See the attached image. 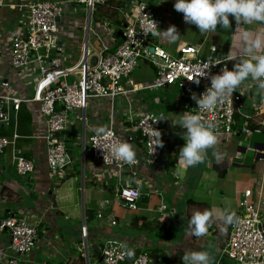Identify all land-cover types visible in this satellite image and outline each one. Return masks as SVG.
Wrapping results in <instances>:
<instances>
[{
    "label": "crops",
    "instance_id": "crops-1",
    "mask_svg": "<svg viewBox=\"0 0 264 264\" xmlns=\"http://www.w3.org/2000/svg\"><path fill=\"white\" fill-rule=\"evenodd\" d=\"M20 1L33 3L40 0H0V83L4 81L8 84V88L0 85V92L14 93L25 99L18 110H13L10 105L8 121L0 123V138L14 142L9 144L0 156V220L14 210L24 209V213L28 212L26 216L28 221L38 225L40 233L38 232L39 242L35 249L25 257H18L19 264H97L101 242L108 237L124 240L129 248L135 247L141 251L150 249V254L159 256L157 264H182V256L186 249L211 252L215 257V264H237L227 257L220 256L230 225L223 223L219 216L225 210L235 212L238 216L240 198L247 189L252 191L251 199L258 203L260 209L263 208L264 113H258L255 106L259 98L264 95L257 94L255 83L248 81L242 86L244 93L239 110L235 113L234 132L228 139H219L217 147L223 154L222 164H217L209 151V160L197 167L178 163V154L186 143L182 138L186 129L173 125L179 121L182 114L194 113L196 102L191 95L180 91L170 98L166 94L167 91L174 92L177 87L169 85L163 87L164 93L158 92L159 96L152 94L145 99L141 93L145 89H137L127 95H119L125 97L127 108L117 109L118 112L114 107L110 108L108 99L99 100L98 104L91 102L87 108V113L89 111L90 114V117L87 116V121L90 120L88 125L91 127L106 125L112 111L115 127L118 130L122 126L127 127L130 125V119L135 120L145 112L158 118L163 115L170 119L161 120L164 130V151L157 163L150 164L146 160L144 144L140 136L138 142L135 140L132 142L139 160V174L135 179L124 171L121 184H130L140 191L141 197L137 209L130 210L124 207L117 198L118 183L113 170L105 169V166L91 159L87 166L86 181L90 186H96L103 198L95 209L83 206L79 221V205L75 198V189H71L72 184L75 186L78 180L77 158L71 155L72 163L63 174L50 172L45 163L44 141L39 138L44 132V118L39 112V103L31 101L41 76L40 71L33 65L31 72L23 75L11 65L8 35L17 26V14L11 5ZM175 2L176 0L151 2L153 11L162 17L164 22L161 30H167L175 25L181 35L175 43H170L164 38H150V45H159L171 56H178L184 46H195L199 49L200 57L236 56L237 58L232 61L236 63L247 58L243 51L246 44L245 33L251 34L252 37L264 36V24H242L236 27L235 20L231 17V30L225 31L218 26L217 32L202 35L195 25L184 22L183 13L177 12L174 8ZM134 3L135 0H108L104 5H96L90 15L84 6H79L80 4L63 6V13L57 20L61 23L58 25L59 32L55 34V40L52 42L54 52L46 51L49 61H56L58 67L56 71L60 80L75 81L79 77L83 53L90 56L91 63L99 48V39L111 50L115 49L122 38L123 28L133 22L131 10L135 6ZM76 13L80 14V17L72 19ZM68 15H72L71 18ZM72 20H75L74 24ZM65 33L68 34L66 40L63 39ZM90 34L93 35L92 38ZM156 41L158 43H155ZM211 46L215 49L211 50ZM64 51H66L65 55ZM258 54H264V49ZM144 61L149 64L150 78L153 81L156 67L151 62ZM50 65H53V62H50ZM132 84L147 85L128 79L122 82L126 88ZM149 90L154 92L157 89ZM102 111H106L108 115H102ZM244 125L249 128V133L239 131ZM73 126H70L64 134L69 152H74L77 141V145L81 148L80 133L75 134L70 131ZM135 134L137 138L138 134ZM244 141H246L245 145ZM18 151L34 162V171L22 178L18 177L20 175L16 173L13 162V156ZM248 151L253 152L251 158L244 156L243 159H237ZM81 160L83 162L82 158ZM242 170L249 172L251 188L239 187L241 182L236 177L242 173ZM253 172L255 177H251ZM83 176L82 174V178ZM103 177L107 178L106 186L95 183ZM70 181V189H64L63 187ZM163 200L169 201V204H165ZM160 204H164L166 208L160 210ZM205 209H215L217 214L207 235L200 239L186 237L185 229L191 214ZM85 210L94 213L93 216H89L91 221L95 219L96 223L92 230L85 225ZM68 220L71 222L66 226L64 221ZM83 224L87 228L85 233L87 252L83 246ZM174 225L178 226V231L171 235L169 227ZM157 233H160L159 237L154 236ZM8 244L7 233H0V246L6 248ZM89 247L92 250L93 262L90 260ZM151 261L152 259L149 264ZM0 264H7V261L4 258L0 259Z\"/></svg>",
    "mask_w": 264,
    "mask_h": 264
},
{
    "label": "built area",
    "instance_id": "built-area-1",
    "mask_svg": "<svg viewBox=\"0 0 264 264\" xmlns=\"http://www.w3.org/2000/svg\"><path fill=\"white\" fill-rule=\"evenodd\" d=\"M152 1L135 0V6L131 10L133 22L123 28L121 42L114 50H111L99 39V48L95 53L96 63L91 65L90 56L83 53L79 77L71 83L58 78L56 61H49V55L43 50L53 42L51 35L55 36L59 32L57 19L63 13L64 5L83 4L90 15L96 5L105 4L106 0H61L59 2L40 0L33 3L20 1L11 5L17 14V26L8 35L11 65L23 75L31 72L32 66L35 65L41 74L31 101L39 103V112L44 118V132L39 138L44 141V159L47 168L50 172L63 174L72 163L64 136L65 131L74 125L70 118L71 113L82 128L80 142L82 159L86 140V148L89 149L91 158L113 170L118 183L116 196L121 204L130 210L137 209L141 193L130 184H121V177L126 171L129 176L136 179L139 174V160L137 158L138 163L134 166L113 161L109 151L110 145L121 141L132 144L137 133L143 140L146 160L150 164H155L164 151V146L157 147L156 129L161 132L162 140L164 134L161 121L154 122L158 117L145 112L135 120L130 119V125L122 126L118 130L115 127L112 111L106 125L91 127L87 126L88 105L94 99L102 98L110 100L111 108L113 99L119 95H127L137 89H158L169 85L177 87L183 94L192 96L196 93L199 97L211 86L209 77H199L203 74L205 67L211 63L223 61L224 63L215 65L210 70L211 75L220 74L225 66L232 70L235 65L232 61L237 58L236 56L200 57L199 49L195 46L182 47L179 55L174 57L159 45H150L152 36H145L141 28L146 27L152 20L160 29L164 26L162 18L152 9ZM150 47H153L152 53L149 51ZM210 49L214 50L215 47L211 46ZM141 59L155 65V79L147 85L132 84L129 88L124 87L121 80L128 79ZM50 62H53V65H50ZM205 71L208 72L207 69ZM197 77L200 79V90L195 91L196 83L188 79ZM0 85L8 88V84L4 81H1ZM243 93L244 87L239 88L230 102L218 105L212 112L202 114L203 119L213 121L218 126V139H228L233 134L234 117L239 110ZM24 100L14 93L0 92V123L8 121L10 105L13 110H18ZM196 107L194 113L198 112ZM255 110L258 113H264V97L259 98ZM86 129L87 137H85ZM98 129H104L106 135L98 134ZM239 131L250 132L247 125L241 127ZM13 143L7 138H0V156L4 149ZM97 146L105 149L109 157L108 164L104 160V150ZM13 162L15 171L20 176L34 171V162L19 151L13 156ZM106 180L107 178L103 177L95 183L106 186ZM176 184L177 182L174 183ZM251 196L250 189L244 191L239 202L240 214L237 216L239 223L235 226L230 225L226 243L220 251V256L227 257L237 264H250L251 260H255L256 264H264V203L263 208L260 209L261 207L251 199ZM165 208L164 204L159 205L160 210ZM24 212V209H17L0 220V233L6 232L9 236L8 246L6 248L0 246V259L4 258L7 264H19V258L29 255L39 242L38 225L30 223L26 217L28 212ZM85 228L83 224V246L86 251ZM123 245L127 244L117 237L103 239L97 264H149L148 255L135 247L131 248L134 249L132 258L123 255Z\"/></svg>",
    "mask_w": 264,
    "mask_h": 264
},
{
    "label": "clouds",
    "instance_id": "clouds-1",
    "mask_svg": "<svg viewBox=\"0 0 264 264\" xmlns=\"http://www.w3.org/2000/svg\"><path fill=\"white\" fill-rule=\"evenodd\" d=\"M174 8L177 12L183 13L185 23L195 25L202 35L217 32L218 26L225 31L231 30L232 19L235 20L236 27L242 24H264V0H176ZM141 30L145 36L164 38L170 43H175L181 36L175 25L162 31L154 20L146 27H142ZM244 36L246 44L243 51L247 58L237 61L232 70L225 66L221 73L216 75H211L210 70L213 66L224 63L223 61L211 63L205 67L208 72L204 69L203 74L199 77H209L211 86L199 97L196 93L192 94L198 112L184 113L177 123H173V125H179L182 129H186L182 135L186 143L178 154L179 164L197 167L209 160V151L217 164H222L223 154L217 147L219 143L218 126L213 121L203 119L202 114L212 112L218 105L230 102L233 94L248 81L255 83L257 94L264 95V54H258L264 49V36L252 37L249 33H245ZM199 77L188 80L199 85ZM166 119L170 118L161 115L154 122ZM98 134L106 135V131L98 129ZM161 135V132L156 129L157 147L162 148L164 142ZM102 149L104 150L105 163L108 164V154L104 148ZM109 151L115 162H123L130 166L138 163L137 152L130 142L112 143ZM216 217L215 209L193 212L185 229L186 237H195L196 239L205 237ZM219 219L226 225L235 226L239 223L235 212L228 210L223 211ZM122 247L124 248L123 255L128 258L134 256V249L128 248L127 245ZM182 260L183 264H215V257L207 250L186 249ZM250 264H256L255 260H251Z\"/></svg>",
    "mask_w": 264,
    "mask_h": 264
},
{
    "label": "rangeland",
    "instance_id": "rangeland-1",
    "mask_svg": "<svg viewBox=\"0 0 264 264\" xmlns=\"http://www.w3.org/2000/svg\"><path fill=\"white\" fill-rule=\"evenodd\" d=\"M79 6L83 7L84 5L80 4ZM94 9H95V7H94ZM94 9H93V11H94ZM132 12L133 11H131V15H132ZM79 15L80 14L76 13V15H73V16L72 15H68V16H70V18L72 16V19H76L77 17H80ZM74 22H75V20H72L73 24H74ZM59 23H58V25H59ZM51 36H52L53 40H55V36L54 35H51ZM92 37H93V35L90 34V38H92ZM65 38H68V34L67 33H65V36L63 37V39H65ZM56 40H57V38H56ZM155 43H158V42L156 41ZM52 47H53V43H49L48 47H46L43 50V52H46V51L54 52V48H52ZM66 50H67V47H66ZM65 52L66 51H64V53H63L64 55H65ZM67 52H68V50H67ZM150 76H151V72L149 70V64L141 59L139 61V63H138V66L129 75L128 80H130L132 82L133 81H135V82L139 81V82H142L143 84H147V82L149 83V82L152 81ZM61 81H63V80H61ZM66 82L71 83V82H74V81H71V79H70V81H66ZM121 82H126V79H122ZM164 91L165 90L163 88H158L157 90H154V92H152V90L145 89L141 93L144 96V98L147 99V97L152 95V94H155V95L159 96L158 92L164 93ZM178 93H180V90L178 88H176V90L174 89V92L167 91L166 94H168V96L171 98V97H173V94H174V96H176ZM99 100L103 101L104 99H102V98L94 99L93 102L98 104V103H100ZM106 104H107V106H109L108 102H106ZM112 107H114L116 109L115 110L116 112H118L117 109H120V110L121 109H126L127 108V102H126L125 97L117 96L116 98H114L113 99V103H112ZM187 109L190 112V109L188 107H187ZM190 113H192V112H190ZM86 114H87L88 117H90L89 111ZM102 115H108V114H107L106 111H102ZM70 118H71V120H73L74 125H75V126H73L74 128L71 127L70 131L75 133V134H77L78 132L80 133V138H79V143H80L81 142V136H82V128L80 126L79 121L74 119L73 115L71 113H70ZM88 122L90 123L89 119L87 121V126H89ZM87 134H88V132H87V129H86L85 137H87ZM77 144H78V141L76 143V146L74 147V152L71 151L69 153H71L70 155H72L73 158L74 157L77 158L76 159V162L78 163L77 164L78 165L77 169L79 171L78 180L76 181L75 186L72 184V187H71V181H72L71 180L69 183H66L65 187H63V188L67 189V190L70 189V187H71L72 190L75 189L74 193L76 194L75 198L78 201V205H79V212H80L79 221H80L81 220V216H82V208H83V206L86 207V208H94L95 209L97 204H99V202L102 200L103 195L100 194V192L98 191L96 186H90L89 183L86 181V177H87V174H88V172H87L88 162H90V160L92 159L91 156H90V153H89V149L86 148L87 147L86 140H85V150H84L83 162L81 160V158H82L81 150L82 149ZM245 144H246V141H244V145ZM241 156L242 157H238L237 159H243L244 156H247V157L251 158L253 156V152L252 151H248L247 154H243V155L241 154ZM105 169H107V167H105ZM82 174L84 175L83 178H82ZM18 177L22 178L23 176H18ZM251 177H255V172L252 173ZM67 178L65 179V181L67 180ZM236 178H237V180L239 182H241V184H239L240 188L244 189L246 186L250 187V188L252 187L250 174H249L248 171L242 170V173L237 175ZM163 202L165 204H169V201L167 202L166 200H163ZM27 216H28V214H27ZM87 216H88V214H87ZM31 220H33V219H31ZM94 220L91 221V222H90V219L88 220L89 223L87 225L90 228V230H92V227L96 226L95 225L96 223H95ZM70 222H71V220L64 221V224L67 226ZM79 228L81 229V226ZM85 230H87V228H85ZM82 231H83V229H82ZM169 231H170L169 233H171V235L174 234L175 232L178 231V226L174 225L172 227H169ZM86 236H87V234H86ZM154 236L159 237L160 233H157ZM80 242H81V240H79V243ZM90 249L91 248L89 247L90 260H91V262H93V260H94L93 257H92L93 254H92V250H90ZM81 252L83 253V250ZM86 252H87V249H86Z\"/></svg>",
    "mask_w": 264,
    "mask_h": 264
},
{
    "label": "trees",
    "instance_id": "trees-1",
    "mask_svg": "<svg viewBox=\"0 0 264 264\" xmlns=\"http://www.w3.org/2000/svg\"><path fill=\"white\" fill-rule=\"evenodd\" d=\"M108 0H106V2H107ZM96 7V6H95ZM121 40H122V38H121ZM121 40L119 41V42H121ZM118 44V43H117ZM139 137V135H137V138H136V134H135V142H138V138ZM79 172V171H78ZM87 214H88V216H87ZM94 215V213H93V211H88V210H85V225L87 226V224L89 223L88 222V220L90 219V221H91V218L89 217V216H93ZM4 216H6V215H4ZM43 223V222H42ZM38 232H39V229H38ZM40 233V232H39ZM149 250L150 249H146V250H144V252L148 255V258L151 260L152 259V261H151V264H157V257H159L157 254L155 255V254H150L149 253ZM161 257H163V255H161ZM150 262V261H149Z\"/></svg>",
    "mask_w": 264,
    "mask_h": 264
},
{
    "label": "water",
    "instance_id": "water-1",
    "mask_svg": "<svg viewBox=\"0 0 264 264\" xmlns=\"http://www.w3.org/2000/svg\"><path fill=\"white\" fill-rule=\"evenodd\" d=\"M58 20V19H57ZM149 51L152 53L153 52V47H150L149 48ZM96 63V59H93L92 61H91V65H94ZM194 89H195V91H198V90H200V86L199 85H197V84H195V87H194Z\"/></svg>",
    "mask_w": 264,
    "mask_h": 264
}]
</instances>
